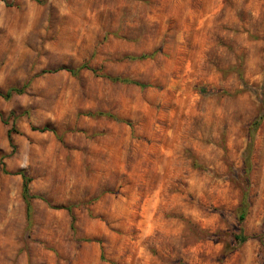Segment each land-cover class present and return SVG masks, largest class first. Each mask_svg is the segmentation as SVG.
Wrapping results in <instances>:
<instances>
[{
  "label": "rangeland",
  "instance_id": "obj_1",
  "mask_svg": "<svg viewBox=\"0 0 264 264\" xmlns=\"http://www.w3.org/2000/svg\"><path fill=\"white\" fill-rule=\"evenodd\" d=\"M263 82L264 0H0V264H264Z\"/></svg>",
  "mask_w": 264,
  "mask_h": 264
},
{
  "label": "trees",
  "instance_id": "obj_2",
  "mask_svg": "<svg viewBox=\"0 0 264 264\" xmlns=\"http://www.w3.org/2000/svg\"><path fill=\"white\" fill-rule=\"evenodd\" d=\"M146 56H147L146 54H141L138 57L144 58ZM85 67L89 68V66H85ZM67 70L73 74L77 73V69L67 68ZM115 80H120V81L128 82V83H134V84L139 85L141 87L146 86L143 83H140V82H137V81H134L131 79H126V78H115ZM23 91H24V86L23 87H11L4 92H0V96H2L5 99H8L14 93H22ZM263 94H264V82H263ZM103 113L97 112L98 115L103 114ZM104 114H106L108 116H112V114H109V113H104ZM259 121H260V116L253 119V121L251 123V129L252 130H254L257 127V125L259 124ZM46 129H47L46 127L40 128L41 131L46 130ZM12 131H14L12 128L8 131V140L10 143H12V136H11ZM251 141H252V139H251ZM20 174L22 177V196H23V199L26 203V210H27V215H28V214H30V211H31L30 199L32 198V196L29 194V189H28V183H29L30 179L28 178V176L24 172L21 171ZM246 199L247 198H246V194H245L244 199L242 200L241 204L238 206V209H237V213H238L237 218H238L239 222H242L244 220V217H245V208L248 205ZM68 210L70 211L69 208H68ZM234 239L236 240V243L238 245L246 239V236L243 235L242 231L240 230L239 232H237L234 235Z\"/></svg>",
  "mask_w": 264,
  "mask_h": 264
}]
</instances>
